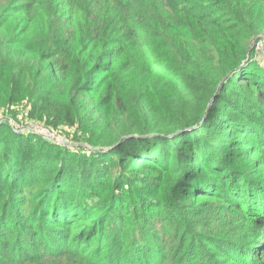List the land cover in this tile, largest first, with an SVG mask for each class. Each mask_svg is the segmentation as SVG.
<instances>
[{"label":"trees","instance_id":"1","mask_svg":"<svg viewBox=\"0 0 264 264\" xmlns=\"http://www.w3.org/2000/svg\"><path fill=\"white\" fill-rule=\"evenodd\" d=\"M1 8L0 264H264V0Z\"/></svg>","mask_w":264,"mask_h":264},{"label":"built area","instance_id":"2","mask_svg":"<svg viewBox=\"0 0 264 264\" xmlns=\"http://www.w3.org/2000/svg\"><path fill=\"white\" fill-rule=\"evenodd\" d=\"M251 49L253 57H264V36H257L252 42ZM9 124L12 128L16 125L14 131L36 133L42 138L62 146H67L70 143L68 137L63 133L49 128L38 120H27L22 116L21 119H9Z\"/></svg>","mask_w":264,"mask_h":264},{"label":"rangeland","instance_id":"3","mask_svg":"<svg viewBox=\"0 0 264 264\" xmlns=\"http://www.w3.org/2000/svg\"><path fill=\"white\" fill-rule=\"evenodd\" d=\"M3 5V0H0V10L2 9L1 8V6ZM260 34V33H259ZM262 34V33H261ZM253 38V39H252ZM251 39L252 40H250V46L252 45V42H253V40H254V36L252 37ZM262 57V56H261ZM260 58V57H259ZM262 58H264V57H262ZM261 64H263L264 65V61H259ZM17 118L16 119H21L22 118V116L21 115H17L16 116ZM9 119H15V115H13V116H9L8 114H6V112L5 111H3V110H0V123L1 122H3V121H6L7 123H9ZM16 126V125H15ZM15 126L13 127V129L15 128ZM15 132H18V134H20V133H23V132H21V131H15ZM32 133V132H31ZM32 134H34V135H37L36 133H32ZM65 135V134H64ZM37 136H39V135H37ZM66 136V135H65ZM67 137H68V139H69V141H70V143H68L67 144V146H62V145H60V146H62V147H64V148H67V150H69L70 152H77V151H75V149L76 148H78L81 144V142L79 143V142H76L74 139H72V137L71 136H69V135H67ZM55 143V142H54ZM57 144V143H56ZM59 145V144H58ZM65 150V149H64ZM27 170V169H26ZM25 175H24V177H25V179H27L26 178V176L28 175L27 173V171H25V172H23ZM33 179V178H32ZM34 181V180H33ZM1 186V185H0Z\"/></svg>","mask_w":264,"mask_h":264}]
</instances>
